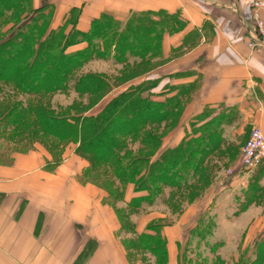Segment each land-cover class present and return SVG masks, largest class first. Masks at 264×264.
Wrapping results in <instances>:
<instances>
[{
    "label": "trees",
    "instance_id": "1",
    "mask_svg": "<svg viewBox=\"0 0 264 264\" xmlns=\"http://www.w3.org/2000/svg\"><path fill=\"white\" fill-rule=\"evenodd\" d=\"M7 17L14 26L5 30L0 22V84L12 85L17 92L38 100L27 107L12 99L0 102L4 130L0 139L18 137L22 132L29 137L49 136L52 145L73 143L75 153L88 162L84 174L97 176L93 181H97L100 168L112 171L114 180L103 185L109 196L124 198L126 186L134 184L138 195L129 204L136 209L144 202L151 203L165 187L179 192L191 189L199 172L205 170L208 156L220 145L216 121L223 115L203 124L189 141L161 151L163 136L150 125L176 122L182 105L187 104L185 97L189 99V85H167L156 93L161 77H146L105 101L115 82L100 73H78L94 59L113 58L128 67L131 59L135 60L132 66L148 64L161 53L159 38L167 24L145 13L133 15L125 24L103 14L92 20L88 31H80L75 12L54 27L50 4L35 8L33 0H0V21ZM82 44V48H72ZM70 88L79 96L87 95L88 103L74 102L58 110L43 100ZM135 143L139 148L134 149ZM12 152L4 154L0 149V161L9 162ZM139 239L140 246L158 254L160 264H167L168 242L161 228L148 224ZM261 246L264 242L259 244L255 259L249 261L244 255L234 264H264ZM181 261L180 257L179 264Z\"/></svg>",
    "mask_w": 264,
    "mask_h": 264
},
{
    "label": "crops",
    "instance_id": "2",
    "mask_svg": "<svg viewBox=\"0 0 264 264\" xmlns=\"http://www.w3.org/2000/svg\"><path fill=\"white\" fill-rule=\"evenodd\" d=\"M33 3L35 8L43 3L54 8V27L75 12L80 31H88L92 20L103 14L122 24L135 14H150L167 24L159 38L161 53L147 62L158 64L162 81L167 79L170 86L189 85L190 94L197 89L194 104L201 111L204 106L214 111L223 106L217 111L226 113L234 108L242 113L241 124L251 121L264 131V49L249 45L251 0ZM167 85L162 82L161 89ZM233 127V122L225 127L226 139L238 137ZM184 136L185 132L180 133L175 144ZM71 154L56 166L50 154L36 146L12 152L9 162L0 161V264H131L117 236V218L102 203L104 196L93 185L76 179L66 182L79 162ZM231 177L235 184L241 172ZM167 250V264H179V245L168 242Z\"/></svg>",
    "mask_w": 264,
    "mask_h": 264
},
{
    "label": "rangeland",
    "instance_id": "3",
    "mask_svg": "<svg viewBox=\"0 0 264 264\" xmlns=\"http://www.w3.org/2000/svg\"><path fill=\"white\" fill-rule=\"evenodd\" d=\"M0 22L5 26V30L14 26L11 18L8 17ZM80 46L76 45L72 48L77 50L82 48ZM134 62L135 60L131 59V65L128 67L113 58L94 59L78 73H100L112 82L114 81L115 88L104 99L106 101L133 82L140 83L146 77L160 78L158 64L132 66ZM162 79L163 77L160 78V83L155 88L156 93L162 92V82L167 85V79L164 81ZM0 88V102L12 99L20 101L24 107H27L31 102L38 100L34 95L17 92L9 84H0ZM197 94V89L190 94L188 103L182 105L175 123L168 125L152 123L150 129L158 130V134L163 136L160 143L162 151L165 148L177 147L185 140L189 141L191 135L201 129L203 124H208L215 117L223 115L216 121L220 145L208 156L205 170L202 169L199 172L190 190L179 192L171 187H165L151 203L144 202L137 209L129 204L130 199L138 195L133 191L134 184L126 186L124 198L109 196L103 185L106 182L110 183L111 179L114 180L112 171L107 167L100 168L97 181H93V178L97 176L84 174L88 162L75 152L71 154L73 143L59 145L56 142L52 145L49 136L29 137L21 132L18 137L1 138L0 149L4 154H9L14 149L27 150L37 146L46 150L48 155L50 154L56 166H60L70 157V154L72 158L74 155L78 157L79 162L75 163L73 173H71L72 178L68 176L66 182H73L76 179L83 185H93L96 192L104 196L102 203L117 218V236L126 248L127 258L131 264H160L161 259L158 258V254L143 248L139 243L140 233L146 225L151 223L157 225L158 229H162L167 242H175L179 245L178 258L181 257V264H234L244 255L251 261L256 257L259 244L264 242V163L253 171H241L239 159L250 131L256 124L251 121L247 122V120L241 124L239 117L242 113L234 108H231L232 111L229 113L223 109L217 111L225 108L223 106L213 110L210 116H206L210 108L204 106L202 113V108L194 104L198 97ZM43 100L58 110L59 107H66L74 102L82 101L84 105L88 103L87 95L79 96L72 88L52 94ZM102 105L97 106L94 112ZM248 117L250 120V116ZM199 119L201 121L197 122ZM232 122L235 124L233 128H236L238 137L230 140L226 139L223 134L225 127ZM2 129L3 127L0 126V132L4 131ZM183 132L185 136L175 144L174 140H177L179 134ZM133 147L136 149L139 145L135 143ZM240 171L241 177L233 184L231 176ZM248 208L250 210L244 213ZM133 224L136 226L135 229L132 228ZM145 231L154 234L150 230Z\"/></svg>",
    "mask_w": 264,
    "mask_h": 264
},
{
    "label": "built area",
    "instance_id": "4",
    "mask_svg": "<svg viewBox=\"0 0 264 264\" xmlns=\"http://www.w3.org/2000/svg\"><path fill=\"white\" fill-rule=\"evenodd\" d=\"M251 29L249 45L253 49H264V0H251ZM264 161V132L259 125L253 126L239 159V169L253 171ZM240 171V172H241Z\"/></svg>",
    "mask_w": 264,
    "mask_h": 264
}]
</instances>
